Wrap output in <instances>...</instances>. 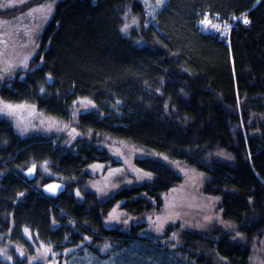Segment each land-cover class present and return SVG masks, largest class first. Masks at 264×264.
Masks as SVG:
<instances>
[{"label":"trees","instance_id":"obj_1","mask_svg":"<svg viewBox=\"0 0 264 264\" xmlns=\"http://www.w3.org/2000/svg\"><path fill=\"white\" fill-rule=\"evenodd\" d=\"M127 12L138 20L128 34ZM6 21L8 37L36 44L0 83V264H251L264 250V0H167L150 23L140 0H9ZM12 108L45 128L18 126ZM106 140L146 156L132 162L140 177L101 196L93 181L123 164ZM151 155L206 172L203 192L246 242L222 227L185 230L176 245L141 231L182 181ZM54 180L66 185L56 197L42 191ZM114 209L139 219L113 225Z\"/></svg>","mask_w":264,"mask_h":264},{"label":"rangeland","instance_id":"obj_2","mask_svg":"<svg viewBox=\"0 0 264 264\" xmlns=\"http://www.w3.org/2000/svg\"><path fill=\"white\" fill-rule=\"evenodd\" d=\"M8 1L9 0H2L0 8H6ZM166 1L167 0H140L145 9L147 23L155 20L157 11L162 8ZM50 2L52 4L53 0H50ZM40 10L41 6L35 4L30 8L27 14H29L30 11L32 12L31 14H34ZM45 13L46 11H42L39 13V16H44ZM10 23V21H6L5 25L4 23L0 24V83L4 81L6 82L9 78L14 76L19 69H21L18 60L24 64L28 62L30 59L29 56L34 52L36 44L35 39L31 37L29 33L24 35L25 44L22 46L19 45V43H21V38L17 32L11 31V36L8 37L6 28ZM137 24L138 20L134 15L131 12H127L124 32L128 34L132 29L138 26ZM13 29L15 28L13 27L12 30ZM27 32L28 30H25L24 33ZM20 54L23 56L22 59ZM11 111L18 113L19 115L18 126L21 123L22 125H29L35 129L45 128L37 127L35 124L44 126L47 119L35 115L30 108H26L25 111H22L20 108H12ZM81 135V132L78 130H70L68 134L70 143ZM102 144L106 145V148L110 151V154L114 159L123 161V164L110 166L104 173L101 171L100 176L93 181V188L100 192L101 196H108L119 187L131 184L132 181L136 179L137 175L140 177L138 170L135 169L136 166L134 164L133 166L132 162L136 157H145L146 153L143 149L135 148L123 141L112 140L109 142L106 140ZM142 153L145 154L142 156ZM153 156L159 158L179 172L182 176V181L177 185L172 186L167 192L163 193L162 205L159 209L149 212L148 215L142 219L144 220V224L141 231H145V234L158 236L162 243L166 244L168 241L170 244L176 245L181 243L179 233L185 230L201 229L208 231L215 227H222L225 231L231 234L236 242H246L244 235L237 229L229 231L230 227L225 226L227 223L223 219L221 215L222 212L218 207V197L208 196L203 192V187L207 179L206 172L180 159L166 161L168 160L166 157V160H164L157 155H151V157ZM47 174H49V172H47ZM124 217H126L125 213L114 209L109 216L111 221L107 222H110L113 225L119 224V227L124 228L127 227L126 225H130L127 221L135 222L139 219L135 216L134 218L127 215V221H125L123 220ZM170 225V229L166 230ZM139 234L143 235L142 233ZM261 241L264 242V238L261 239ZM170 244L168 245L169 248L172 247ZM140 245H142V242L135 240L128 247L133 251V256L135 258L141 255L139 250ZM252 252L253 256L251 264H264V250L255 246L253 247ZM122 254L123 250L117 253L116 256Z\"/></svg>","mask_w":264,"mask_h":264},{"label":"water","instance_id":"obj_3","mask_svg":"<svg viewBox=\"0 0 264 264\" xmlns=\"http://www.w3.org/2000/svg\"><path fill=\"white\" fill-rule=\"evenodd\" d=\"M23 172H24V175L27 177V179L32 181L36 177L37 166L36 165L30 166L27 169H25ZM50 188L53 190H50ZM65 189H66L65 183L61 181H55V180L46 182L42 186L43 193L50 195V196H55V197L59 196L62 192L65 191Z\"/></svg>","mask_w":264,"mask_h":264},{"label":"bare ground","instance_id":"obj_4","mask_svg":"<svg viewBox=\"0 0 264 264\" xmlns=\"http://www.w3.org/2000/svg\"><path fill=\"white\" fill-rule=\"evenodd\" d=\"M204 17L208 20L209 19V17H210V11H206L205 13H204ZM36 176H37V173H36ZM36 178V177H35ZM33 181V180H32ZM117 246H118V242L117 241H114V245H113V249L112 250H115L116 248H117ZM112 253L113 252H117V251H111Z\"/></svg>","mask_w":264,"mask_h":264},{"label":"snow or ice","instance_id":"obj_5","mask_svg":"<svg viewBox=\"0 0 264 264\" xmlns=\"http://www.w3.org/2000/svg\"><path fill=\"white\" fill-rule=\"evenodd\" d=\"M243 22H244V23H248L249 21H247V20L245 19V20H243ZM5 107H6V108H11V105H5ZM50 190H53V189L50 188Z\"/></svg>","mask_w":264,"mask_h":264}]
</instances>
